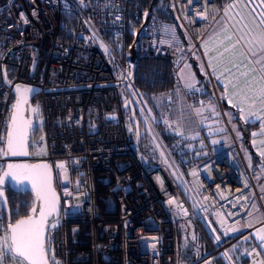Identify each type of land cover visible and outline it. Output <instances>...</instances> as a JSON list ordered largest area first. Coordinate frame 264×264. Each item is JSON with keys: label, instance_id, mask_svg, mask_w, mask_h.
<instances>
[{"label": "built area", "instance_id": "1", "mask_svg": "<svg viewBox=\"0 0 264 264\" xmlns=\"http://www.w3.org/2000/svg\"><path fill=\"white\" fill-rule=\"evenodd\" d=\"M170 5L175 20L146 12L133 43L140 55L169 60V90L191 104L179 68L191 52L201 51V39L224 7L217 0H170ZM64 10L76 19L62 39ZM138 14L136 0H0V171L16 100L13 84L35 85L26 158L50 162L60 197L45 235L49 264H203L217 253L230 264L227 248L246 229L226 239L222 235L249 215L253 203L262 207L260 192L229 120L224 124L234 146L211 151L183 170L171 161L182 186L166 162L143 157L122 98L128 66L136 62L128 22ZM102 42L111 58L103 54ZM163 118L158 112L151 121ZM166 121L187 130L180 113ZM3 188L8 200L7 183ZM18 210V204L9 206L8 219L0 198V245ZM187 216L199 219L215 242L190 261L180 257L187 233L178 234L175 224ZM2 264L14 260L4 257Z\"/></svg>", "mask_w": 264, "mask_h": 264}, {"label": "trees", "instance_id": "2", "mask_svg": "<svg viewBox=\"0 0 264 264\" xmlns=\"http://www.w3.org/2000/svg\"><path fill=\"white\" fill-rule=\"evenodd\" d=\"M217 1L221 5H224L229 0ZM136 4H138L139 6V14L136 16L131 15L128 22V39L130 42H134L135 45H137L138 39L136 33L139 31L142 25L146 12L157 13L164 18L175 20V14L170 5V0H136ZM75 19L76 16L71 11H62L60 16L59 27L60 38H62V36L64 35L65 30L67 31L68 35L71 34V31L73 30V27L75 25ZM105 36L109 40H112V36H110L109 33L106 32ZM187 48L189 47H185L184 44V49ZM135 58L136 62L134 63L132 80L131 82H127V87L125 86L126 82L122 85V88H124V90L127 92V95L130 100L131 95L128 92L129 87L137 88L146 94L159 92L170 88V86L172 85V69L168 59L163 57L143 56L140 55L138 49H136L135 51ZM187 59L190 60V62L192 63V67L195 71L196 76V84L198 85V88L195 89L185 88L187 95L191 96L195 100L194 103L196 104H203L208 102L209 100L212 101L214 98V93L212 90L210 78L200 66L196 55L191 52L188 55ZM212 82L216 91L218 92L220 104L224 110L226 117H228L229 122L232 118L236 119L237 121L238 133H235L233 128L231 129L234 132L236 140L240 144L241 152L243 148H246L249 152L248 159L250 160V165H248L245 157L244 159L252 173L253 169H259L261 167V158L255 151H253L250 143L251 129L256 127L258 122L257 120H243L239 116L237 108L227 103L221 83L217 81L215 77H212ZM198 98H201L202 101H199ZM170 101L171 100L169 98L165 99V112L167 111L166 107L169 106ZM127 110L129 113L128 108ZM204 111H207V109ZM134 113L135 115H138L135 106ZM208 117L212 118L213 116L208 115ZM212 125L213 124L211 122H208L207 125H205V123L200 124L199 128L194 131H179L175 127L170 126L165 118L160 121L154 122V127L156 129L160 141L164 145L172 161L180 170H183L186 166L192 164L193 162L206 157L211 151L221 149H215L212 146L208 137L212 134H215L216 132L205 131V128ZM138 126L139 137L137 139V143L143 157L146 159V161L150 163L164 162L161 149L159 148V146L156 145V143L148 134V132H146V130L142 128L143 122L140 118H138ZM7 194L8 206L11 207L13 204H18L19 206V210L14 215L15 218L21 215H25L29 212V207L33 202V197L29 192L16 191L9 188L7 190ZM194 225L195 228L193 229L192 236L190 239L187 238L186 245L183 248V251L180 256L182 259H184L185 257L186 261L195 259L197 255L204 253L205 251L213 248L215 245L214 240L209 235L205 226L199 219L194 218ZM229 236L230 234L222 235V238L226 239ZM247 241L248 240L244 236H240L233 240V242L229 245V255L234 264H245L247 257L245 253V246H247ZM207 264L229 263L221 254H215L209 259Z\"/></svg>", "mask_w": 264, "mask_h": 264}, {"label": "crops", "instance_id": "3", "mask_svg": "<svg viewBox=\"0 0 264 264\" xmlns=\"http://www.w3.org/2000/svg\"><path fill=\"white\" fill-rule=\"evenodd\" d=\"M200 45L208 75L212 74L221 83L228 101L239 107L241 117L258 122L251 130L250 143L261 158L259 170L264 178V3L261 0L228 3L225 14L210 26ZM132 90L136 94V88ZM169 93L171 90H162L155 96L165 95L166 98ZM181 112H165L164 118L184 113ZM183 116L187 129H193L189 117ZM259 192L262 207L253 203L249 215L229 229L230 235L246 229L241 235L248 240L245 264H264V240L261 239L264 236L261 231L264 229V186Z\"/></svg>", "mask_w": 264, "mask_h": 264}, {"label": "rangeland", "instance_id": "4", "mask_svg": "<svg viewBox=\"0 0 264 264\" xmlns=\"http://www.w3.org/2000/svg\"><path fill=\"white\" fill-rule=\"evenodd\" d=\"M236 1H241V0H232V1L229 0L227 2L230 5V2H236ZM227 2L223 5V7H224L223 8V14H225V9H227V6H228ZM184 36L186 38L185 47H189L190 43L187 40V36L185 35V33H184ZM100 48H101L103 54L107 58H111L112 57L111 52H110L108 46L105 43L102 42L100 44ZM192 53L194 55H196V57L198 58V62L200 64V66L203 68L204 72L208 75L207 69L205 68L204 60H203L202 55H201V51L198 50V49H195ZM178 72H179V76H180V79L182 81V84H183L184 88H186V89L196 88L195 71H194V69L192 67V63L190 62V60H187V61L183 62L182 65L180 66ZM211 76H212V74H211ZM208 77H210V76L208 75ZM188 85H192V87H189ZM125 86L127 87V82L125 83ZM166 90H169V88L166 89ZM212 90H213V93H214L213 100L212 101L209 100L208 102L203 103V104L194 103L195 100L193 98L191 100V104H187L186 101L184 100V97H183L182 94H180L178 92L175 93V92L171 91V93L166 95V98L168 96V98L170 100L172 99V102L169 103L170 106L166 107L167 108L166 113L169 114L170 112L173 113V112H178V111L184 112V113L181 112L182 115L186 114L189 117V119H188L189 120V124L193 126V129L189 128L186 131H188V130H192V131L197 130V128H199L200 124H204L205 123V125H207L208 122H211L213 125L205 128V131L206 132H209V131L210 132L211 131H215L216 132L215 134H212V135L208 136L212 146L215 149H218V148L222 149V148L227 147V146H234L232 135H231L230 131L227 129V127L224 124V119L222 117V111L224 112V110H223V108H222V106L220 104L219 95H218V92L216 91V89L214 87V84L212 85ZM223 91H224V95H225V99H226L227 103L232 105V106H235L233 103H230L228 101L227 93L224 90V88H223ZM128 92L131 95V100H132V98H134V100H135V102L133 101L134 102L133 103V107L134 106L136 107V111L138 113V115H135V113H133V117H135V118L138 117V118L141 119V121L143 122L142 128L145 129L146 132H148V134L152 137V139L154 140L156 145L159 146V148L161 149V153H162L164 162L167 163V165H168L171 173L173 174L174 178L180 184V186H182L183 185L182 179H181L177 169L175 168V166L171 162L172 160H171L169 154L167 153L164 145L160 141L154 125H152L154 123H152V121H151V119L158 112H161L163 114V117H166L167 114L164 113L165 112V110H164L165 109L164 108L165 107L164 106V102H165V99H166L165 95L164 96L160 95L159 97H156L155 95L158 92L146 94V93H144L143 91H141V90H139L137 88H136V94H135V92L132 90V87H129ZM122 98H123V101H125V99L128 98L127 92L124 90V88H122ZM235 107L237 108V112H238L239 116L241 117L239 107H237V106H235ZM206 109H207V111H204ZM208 115H211L213 117L209 118ZM128 117H129V114H128ZM35 118H38V116L36 115ZM226 118L228 119V117H226ZM241 118L243 120L247 121V119H245L243 117H241ZM251 121H253V120H251ZM229 123L231 124L230 128H233L234 132L238 133V127H237L236 119L232 118ZM131 128L133 129V125H131ZM254 128H252V129H254ZM233 130H232V132H233ZM234 132H233V135H234ZM234 137H235V135H234ZM40 144L43 147V142L42 141H40ZM238 144H239V142H238ZM242 152H243V155H244L243 157L246 158L248 165H250V160L248 159V156H249L248 155V153H249L248 150L246 148H243ZM252 173H253V176L255 178L254 180H255V183L257 185L258 190L262 191V186H264V178L261 177L262 176L261 170L255 168V170L254 169L252 170ZM175 224H176V227H177V230H178V234L182 230H185L186 233H187V238H189V239L191 238L192 233H193V229L195 228L194 218H192L191 216L179 217V218L175 219ZM7 243L10 244L8 237H7ZM5 246L6 245L4 244V242H2L1 245H0V247H5ZM227 250H228L227 258H229V256H230L229 255V248H227ZM217 254H221L225 258V256L222 253H217ZM5 258L8 259L9 261L14 260V264H27L26 261L23 258H21V257H19L17 255H14V254L12 256H10V255L9 256H5ZM183 260H186L185 257H184ZM208 261H206L203 264H207ZM231 263H233V261H232V259L230 257V264Z\"/></svg>", "mask_w": 264, "mask_h": 264}, {"label": "water", "instance_id": "5", "mask_svg": "<svg viewBox=\"0 0 264 264\" xmlns=\"http://www.w3.org/2000/svg\"><path fill=\"white\" fill-rule=\"evenodd\" d=\"M148 13V12H147ZM137 36V33H136ZM130 54L134 55L135 54V46L134 43L132 42L130 44ZM133 68L134 64L131 62L128 66V72H127V78L125 82H131L132 80V73H133ZM211 79V84L213 85L212 82V77L210 76ZM20 86V91H16V86ZM24 89H30L31 91L25 92ZM13 90L16 93V100L14 105L17 104V102L21 99V96H23L24 101L23 103L20 104L19 109L15 108L13 106L11 116H10V122L8 124V128L6 131V137H5V142L3 146V151L4 153L7 152V134L12 131V122H11V117L15 115L17 117L18 123L24 128L25 131V151L28 153L29 149V137H30V128L32 127V120L30 118L29 114V100L32 97V95L37 91V87L35 85L27 84V83H22V82H17L13 84ZM218 98V97H217ZM124 106L128 107L129 109V116L132 121L133 125V131L136 135V137H139V126H138V118L133 117L134 113V107L132 104V101L130 98H126L125 101L123 102ZM222 117L224 120L228 119L225 116V113L222 111ZM5 155V154H4ZM27 155H5V162L2 170L0 171V198L3 203V207L5 210L6 217L9 219L10 218V211H9V206L7 204V198H6V192L5 189L3 188V185L7 183L8 187L16 190V191H27L29 192L32 197H33V202H32V207L31 210L25 214L16 217L12 221H10L7 224V231H8V238L9 242L11 244V228L10 225H15L18 221L20 220H28V218L31 216L33 219H37L39 216V212L43 210L46 213V218L44 221V232H43V239H44V247H45V235H46V229H47V224L51 218H53L59 211L60 207V197L59 193L54 185L53 182V176H52V166L48 160L45 159H38V160H29L26 158ZM9 165H12V168L9 169ZM47 165V168H37L36 166H43ZM5 172H10V176H5ZM38 175H42L47 179V182L50 185L51 190L55 193V210L49 213V208H50V203L46 204L44 201H42L40 198L37 196V191L39 189L40 181L38 179ZM52 197L49 196V201L51 202ZM35 207L36 212L33 213L32 209ZM31 227L30 224H25L22 225L21 228L22 230H27ZM46 250V248H45ZM23 258V257H21ZM24 259V258H23ZM46 259L48 261L47 257V252H46ZM25 260V259H24ZM27 264L29 262L25 260ZM49 264V262H48Z\"/></svg>", "mask_w": 264, "mask_h": 264}, {"label": "snow or ice", "instance_id": "6", "mask_svg": "<svg viewBox=\"0 0 264 264\" xmlns=\"http://www.w3.org/2000/svg\"><path fill=\"white\" fill-rule=\"evenodd\" d=\"M264 3V0H261ZM188 3L191 4L192 0H188ZM147 15V13L145 14ZM192 87V85H188ZM16 91H20V86H16ZM25 92L31 91L30 89H24ZM25 102L23 96L14 105L15 108L19 109L21 103ZM12 122V131L7 134V152L5 155H27L25 151V131L24 128L18 123L17 117L13 115L11 117ZM255 135V134H254ZM264 155V153H262ZM37 168L43 167L47 168V165L43 166H36ZM62 167V165H61ZM12 168V165H9V169ZM4 175L10 176V172H5ZM38 179L40 181L39 189L37 191V196L40 198L44 203L49 204V213L51 214L52 211L55 210V193L51 190L47 179L42 176L38 175ZM49 196L52 197L51 202L49 201ZM169 203H173V201H169ZM32 212L35 213V207L32 209ZM46 218V213L41 210L39 212V216L37 219H33L31 216L28 220H20L15 225H10L11 228V244L7 243V237L5 238L4 244L5 247H0V264L5 256L9 255H17L19 257H23L25 260L29 262V264H48L46 259V250L44 247V239H43V232H44V221ZM25 224H30L31 227L27 230H22L21 226ZM261 231H264L262 229ZM264 240V236L261 237ZM53 264H56L53 261Z\"/></svg>", "mask_w": 264, "mask_h": 264}]
</instances>
